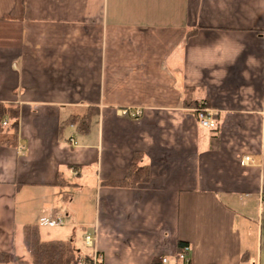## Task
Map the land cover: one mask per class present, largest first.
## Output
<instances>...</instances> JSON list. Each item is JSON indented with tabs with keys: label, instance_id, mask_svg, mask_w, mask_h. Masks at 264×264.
I'll return each mask as SVG.
<instances>
[{
	"label": "crops",
	"instance_id": "crops-1",
	"mask_svg": "<svg viewBox=\"0 0 264 264\" xmlns=\"http://www.w3.org/2000/svg\"><path fill=\"white\" fill-rule=\"evenodd\" d=\"M137 152L149 179L107 184ZM254 221L264 0H0V252L27 260L10 264H36L27 224L93 264H264Z\"/></svg>",
	"mask_w": 264,
	"mask_h": 264
},
{
	"label": "trees",
	"instance_id": "trees-1",
	"mask_svg": "<svg viewBox=\"0 0 264 264\" xmlns=\"http://www.w3.org/2000/svg\"><path fill=\"white\" fill-rule=\"evenodd\" d=\"M190 94V90L187 91ZM198 107H208V101L190 100ZM7 108L13 119L12 127L19 126V111L16 106L3 107ZM197 111V110H195ZM3 111L1 112V114ZM88 116V115H87ZM88 117L81 119V124L87 127ZM142 153H136L131 162L130 168L125 178L120 180L107 181V184L135 187L139 183L149 179V166L142 162ZM61 183V182H60ZM24 244L30 253L31 261L36 264H76L83 262L85 264H93V257L90 255L81 256L73 245L65 240H43L40 234L38 224H27L24 228ZM180 251H183L188 244L184 241L180 242ZM21 256L8 252H0V264H10L11 262H26Z\"/></svg>",
	"mask_w": 264,
	"mask_h": 264
},
{
	"label": "built area",
	"instance_id": "built-area-1",
	"mask_svg": "<svg viewBox=\"0 0 264 264\" xmlns=\"http://www.w3.org/2000/svg\"><path fill=\"white\" fill-rule=\"evenodd\" d=\"M196 110H197L196 113L198 115V119L203 126L209 127V128H216L217 127L216 118H214V117H212V115H210V112L208 111L207 108L197 107ZM124 112H125V114H127L131 117H137L141 114V110H125ZM251 160L252 159L250 156H245L243 158L244 163H248ZM41 223L46 224V225H50V226L61 225L63 223V218L62 217L42 218ZM85 240H86L87 245L92 244V239L90 236H86ZM187 249H188V246H186L184 248V250L179 253L178 257L187 261L186 255H185V252ZM155 264H173V263L170 262L168 257H161L160 261L155 263Z\"/></svg>",
	"mask_w": 264,
	"mask_h": 264
},
{
	"label": "rangeland",
	"instance_id": "rangeland-1",
	"mask_svg": "<svg viewBox=\"0 0 264 264\" xmlns=\"http://www.w3.org/2000/svg\"><path fill=\"white\" fill-rule=\"evenodd\" d=\"M41 224V222H40ZM43 226V225H41ZM251 231L253 233V237H254V247L256 248L257 246V250H258V254H261V256L264 257V227L261 229V227L258 226V223L256 221H254ZM256 237H257V242L258 245H256ZM254 248V250H255ZM254 255H255V251H254Z\"/></svg>",
	"mask_w": 264,
	"mask_h": 264
}]
</instances>
